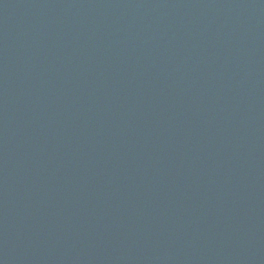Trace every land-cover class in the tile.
I'll return each mask as SVG.
<instances>
[{
  "label": "water",
  "instance_id": "obj_1",
  "mask_svg": "<svg viewBox=\"0 0 264 264\" xmlns=\"http://www.w3.org/2000/svg\"><path fill=\"white\" fill-rule=\"evenodd\" d=\"M0 264H264V0H0Z\"/></svg>",
  "mask_w": 264,
  "mask_h": 264
}]
</instances>
